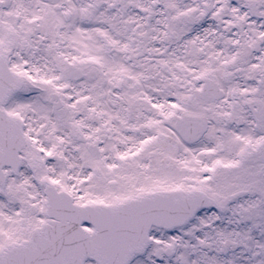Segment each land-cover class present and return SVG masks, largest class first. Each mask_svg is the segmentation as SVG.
Segmentation results:
<instances>
[{
	"label": "snow or ice",
	"instance_id": "1",
	"mask_svg": "<svg viewBox=\"0 0 264 264\" xmlns=\"http://www.w3.org/2000/svg\"><path fill=\"white\" fill-rule=\"evenodd\" d=\"M0 264H264V0H0Z\"/></svg>",
	"mask_w": 264,
	"mask_h": 264
}]
</instances>
